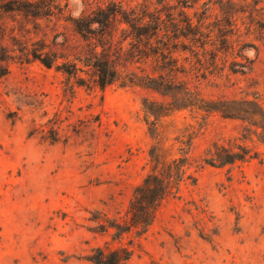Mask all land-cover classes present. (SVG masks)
<instances>
[{
	"label": "rangeland",
	"instance_id": "1",
	"mask_svg": "<svg viewBox=\"0 0 264 264\" xmlns=\"http://www.w3.org/2000/svg\"><path fill=\"white\" fill-rule=\"evenodd\" d=\"M119 8L125 13L102 39L97 23L92 32L74 27ZM121 16H136L143 32L158 25V34L133 37ZM106 40L116 77L100 88L89 60ZM163 50L183 70L177 87L159 93L129 82L156 75ZM63 64L77 70L56 68ZM0 72V264H92L97 246L133 249L126 264H264V142L216 112L164 119L167 148L188 123L200 128L189 153L195 181L181 183L143 235L112 238L104 221L125 222L133 188L151 168L143 101L180 103L178 87L187 86L206 100L264 106V0H0ZM35 128L57 130L59 141ZM213 142L258 157L197 169Z\"/></svg>",
	"mask_w": 264,
	"mask_h": 264
},
{
	"label": "trees",
	"instance_id": "2",
	"mask_svg": "<svg viewBox=\"0 0 264 264\" xmlns=\"http://www.w3.org/2000/svg\"><path fill=\"white\" fill-rule=\"evenodd\" d=\"M124 13L125 11L119 8V10L114 9V11L109 12L104 19L89 17L84 20H74L73 23L77 30L86 32H92L90 28L91 24L97 23L101 27L102 39L104 33L105 35H109L108 29L111 23L117 20V15H123ZM159 17H161L160 14ZM121 19L120 21L128 24L130 34L133 37L141 38L143 35L158 34V25L152 27L150 30L147 27V31L143 32L142 28H146V24L140 22V20L137 21L136 16L127 18L121 16ZM165 35H168V33ZM96 39L97 41H102L100 38ZM107 44H109V41L106 40L102 45L101 51L97 52L95 50L89 60V64L96 71V83L100 88L114 81L116 77V69L111 64L109 52L105 49ZM96 46L98 44L95 43ZM156 60L158 62V72H156V75L147 74L138 78L139 76L134 74L133 79L135 80H129V82L134 83L136 81L139 85L151 88L159 93L168 92L173 87H177L174 85V82L178 79V73H181L183 70L179 69L176 60L171 57L170 52L160 51ZM40 61L46 67H51L53 64L48 58H41ZM63 66L64 64L56 65V68L62 69L68 74H73L77 70L76 66H73L72 69L64 68ZM2 74L0 72V75ZM164 74L169 75L170 80H167ZM143 78L147 79V81L143 82ZM149 81H152L153 84H150ZM178 89L186 96L183 97V101L180 103H177L176 100L165 104L155 101H143V108L147 114L146 124L148 132L153 139V143L148 149V159L151 168L142 181L133 188L124 214L125 222H119L117 218L114 220L106 218L104 220L108 223V225H105L107 229H112V238H120L123 233L132 230L137 237L143 235L154 221L160 205L167 198L175 197L178 194L181 183L187 178H192V182L195 181L194 176L189 173L191 166L189 153L192 150L193 141L198 135L200 128H195L194 124L188 123L180 130L178 135L174 136V142L167 148L168 132L166 127L168 123L164 122L166 117L184 109H189V111H204L206 113L216 112L222 118L237 119L247 123L249 127L246 126L245 129L256 134L264 142V106L258 100L248 98L206 100L200 96H192V91L187 86L178 87ZM36 129L39 128L33 129L31 134ZM39 131L41 132L40 137L42 139L48 140L50 143L59 141L60 136L57 130H44V128H40ZM174 143L178 144L176 148L177 154L165 152V150H171ZM257 157L258 152L247 146L238 144L234 148L213 142L205 150L204 156L200 158L197 169L205 165L213 167L234 165ZM100 225H104V223ZM132 254L133 249L128 247L104 248L97 246L92 249L88 260L92 264H126Z\"/></svg>",
	"mask_w": 264,
	"mask_h": 264
},
{
	"label": "clouds",
	"instance_id": "3",
	"mask_svg": "<svg viewBox=\"0 0 264 264\" xmlns=\"http://www.w3.org/2000/svg\"><path fill=\"white\" fill-rule=\"evenodd\" d=\"M76 3H80V0H76ZM82 7V6H81ZM74 15H76V16H78L79 15V13L77 12V13H74Z\"/></svg>",
	"mask_w": 264,
	"mask_h": 264
}]
</instances>
